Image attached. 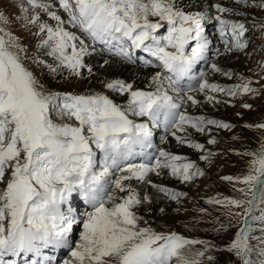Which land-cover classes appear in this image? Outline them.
Returning <instances> with one entry per match:
<instances>
[{
  "label": "snow or ice",
  "instance_id": "1",
  "mask_svg": "<svg viewBox=\"0 0 264 264\" xmlns=\"http://www.w3.org/2000/svg\"><path fill=\"white\" fill-rule=\"evenodd\" d=\"M56 2L67 13V21L51 10L52 3L27 0L32 9H41L56 22L55 26L39 23L42 37L39 47L48 49V55L58 62L57 66L48 65L53 73L58 67L68 69L73 76H81L86 67L92 72L84 63L88 45L66 30V23L128 63L133 62L135 50L146 53L158 63H145L160 71L151 76L152 90L148 91L134 89L131 83L120 79L107 82L109 90L127 94V104L123 106L100 94L45 91L21 62L18 53L24 49L12 34L0 28V264H16L14 260L6 262V256L40 257L49 247L69 249L70 259L63 264H203L201 258L210 250L207 242L140 226L142 217L133 209L150 200L148 196L141 199L130 182L150 184L170 199L178 200L182 193L152 183L150 174L160 176L167 169L182 182L204 175L186 157L162 148H156L158 155L153 157L147 150L155 147L153 128L161 125L178 144L201 153L205 152L204 144L177 133L192 128L208 134L209 126L232 129L229 123L181 111L188 102L193 106L200 103L191 92L203 93L207 102L217 104L221 101L209 93L229 97L258 94L257 89L250 87L252 81L243 77L242 83L224 87L210 83L206 72L194 75L196 66L208 56L210 42L204 34L205 21L217 22L225 52L243 51L247 47L243 38L248 29L244 22L227 19L226 14L245 13L220 3L213 5L217 13L214 17L207 12L190 13L177 6L176 0ZM234 3L264 10V0H234ZM21 11L28 10L21 5ZM39 21L40 16L33 15L28 23L35 25ZM7 23V17L0 12V24ZM258 27L264 30V23ZM165 28L166 35L158 34ZM13 48L18 51H11ZM211 68L228 78L233 75L216 64ZM184 81L189 82L186 89ZM242 107L251 109L252 105L244 103ZM53 113L60 122L53 119ZM131 117L146 120L137 122ZM255 127L264 130V123ZM161 141L167 142V138L161 137ZM207 143L216 144V140L211 138ZM95 150L103 154L99 171ZM212 155L208 152L200 159L210 161ZM240 155L250 157L247 174L222 179L234 186L242 185L235 190L243 198L225 197L207 202L227 209L242 225L223 251L232 254L238 264H264V146L259 153ZM136 156H145L146 162L133 163ZM77 189L91 206L82 220L76 218L71 208L62 210ZM76 225H82V231L78 242L73 243L70 236ZM230 226L231 223L221 224L217 231H227ZM197 244L204 245V250L191 257L187 255L184 249ZM44 260L51 264L50 258ZM207 260L213 261L214 257L208 255ZM32 264L39 261L34 259Z\"/></svg>",
  "mask_w": 264,
  "mask_h": 264
},
{
  "label": "rangeland",
  "instance_id": "2",
  "mask_svg": "<svg viewBox=\"0 0 264 264\" xmlns=\"http://www.w3.org/2000/svg\"><path fill=\"white\" fill-rule=\"evenodd\" d=\"M48 1L57 3L56 0ZM216 3H220L224 7L232 8L234 11L245 13L239 16H228L226 14V18L245 23L248 31L243 39L246 40L247 47L243 51H230L228 55L225 56L234 58L230 59L225 66H220L218 60L223 57V53L226 54V52L223 51V45L219 46L215 43L207 56L209 61H202L198 69L201 71L202 65L205 64L203 72L207 73L206 79L210 83L219 84L224 87H231L242 83L241 77H243L244 80H251L252 83L250 87L257 89L258 94L255 96L249 94L237 97H226V94L223 93H209L215 96L217 100L221 101L217 104L214 102H207L206 96L203 93H199L196 99L200 101V103L195 106L191 105V103L184 106L181 111H186L188 115L194 117L204 116L208 119L229 123L233 125V127L231 130H226L209 126L210 131L208 134L196 132L195 129L192 128H188L185 133H177L178 135L187 136L195 142L201 140V144L205 145L204 153L189 148L186 145L178 144L170 133L165 132L169 138L164 144H173L177 149H181L179 150L183 153L181 156L190 158L189 161L195 163V165L203 171L204 175L196 176L191 182H182L173 177L167 169L162 170L160 176H156L154 173L150 174L152 183L171 189L173 192L182 193L178 200L170 199L163 193L152 188L150 184L145 185L136 180L131 181L137 182L136 185L141 186L139 191L135 188L141 199H143L144 196L152 194L148 192L147 189L155 192L161 197L160 200H152L154 197V194H152L149 197L150 203L144 202L138 208L133 209V211H136L137 215L142 217L140 221V226L142 227H151L154 231L164 234L174 232L183 236L185 239L207 242L210 250L206 253L204 258H201L203 264H238L236 258L232 254L223 251V249L231 243L238 227L242 225L238 222L237 218L229 215L227 209L217 204H209L207 201L223 199L225 197L243 198L242 195L235 190L236 187H241L242 185L234 186L232 182L225 181L222 177H239L247 174L250 157L240 154L247 152L259 153L262 146H264V130L255 127L257 124L264 123V71H261V66L264 65V30H260L258 27L261 23H264V10L258 7L245 8L241 5H236L234 0H210L209 3L205 2L202 4L204 8L202 13L207 12L210 16L214 17L217 13H215L213 5ZM198 4L200 5V3ZM21 5L28 10L26 13L21 11ZM40 11L42 10L32 9L31 6L28 5L27 0H0V12H3L8 19V23L0 24V28L12 34V36L16 38V43L19 47L24 49V51L18 53L20 60L24 67L33 73L39 84L43 85V90L60 94H100L107 96L118 105H126L128 99L127 94L121 95L118 92L109 90L105 85H90L89 82H82L79 76L71 75L68 69L66 71V68L58 67L55 73L50 70L48 65L57 66L58 62L48 55L49 50H44L45 48L39 47L42 39L39 33V23H46L42 21V18L47 14L46 12L42 13ZM40 14H43L41 21L35 25L28 23V20H30L33 15ZM205 23L207 25L209 24L207 22ZM211 26L213 28H211ZM217 27V22L212 19V23L207 27V32L211 33V30L215 29V36L220 39ZM74 29L79 36L87 40L90 39L78 28ZM158 34L166 35V28L161 29ZM5 39H7V37H5ZM222 44H224V42H222ZM217 47L218 49L215 54L211 52ZM10 50L14 52L18 51L15 48ZM213 54L215 58L211 57ZM215 59H217V61ZM141 60L154 62V58L138 50L137 63H141ZM38 61H43V63H38ZM212 64H216L223 72H231L233 74L232 77L228 78L219 72H213L211 68ZM82 70H84L86 74H90L86 68ZM107 73L108 72H105V74ZM46 78L53 82L55 90H50L51 87L46 83ZM120 80L127 83L125 79ZM146 81L147 82L143 80L139 81V90H152L149 88L151 80ZM244 103L252 105L251 109L243 108L242 105ZM131 118L136 119L137 122L146 120V118ZM53 119L60 122L55 113H53ZM245 125H251L252 127H245ZM211 138L216 140V144L207 143L208 139ZM156 147L160 148V144L156 143ZM95 151L99 153V150ZM147 152L151 153L150 149H148ZM208 152L214 153L210 161L201 160L200 156ZM173 183H175L176 186H174ZM178 188H181V190ZM122 194L126 195V193H118V195L121 196ZM232 211L236 210L233 209ZM77 214L81 216L80 211H78ZM144 221H147V224H145ZM230 223L232 226L227 227V231H217L221 224L228 226ZM255 234L256 233H254V235ZM198 250H204V245H189L184 249L186 254L190 257ZM208 255L213 256L214 260L208 261Z\"/></svg>",
  "mask_w": 264,
  "mask_h": 264
},
{
  "label": "bare ground",
  "instance_id": "3",
  "mask_svg": "<svg viewBox=\"0 0 264 264\" xmlns=\"http://www.w3.org/2000/svg\"><path fill=\"white\" fill-rule=\"evenodd\" d=\"M43 2L44 3H52L53 4V7H52L51 10L57 11L58 14L61 15V17L65 21H67L66 20L67 13H65L62 9H59L58 3H54V1L51 2V1H48V0L43 1ZM205 2L209 3L210 0H176L177 6L183 8V9L191 10V11H193L192 8H195L198 3L203 4ZM40 12L44 13V11H40ZM42 15L43 14H40L39 15L40 16V21H41ZM228 16H230V15H228ZM44 18H42V21L48 23L50 26H55V23L56 22L55 21H52L49 18L48 14L44 15ZM211 23H212V21H211ZM65 28L68 31L72 30L71 27L67 23L65 24ZM204 34L210 40L209 47L210 46L212 47V41L213 40H215V43H217L218 45L221 44V42H223L221 36H219L220 37V40H221V42H219L218 39H217L218 37H216L215 34L207 33L206 31H205ZM221 45H223L224 46V49H225V44H221ZM89 48L90 47H88L89 54L84 57V63L88 67H91L92 68V72L90 74H86L85 71L82 70L81 76H79V78L81 79L82 82H89L90 85H97V84H99V85H106L107 82H110L112 80L125 79L127 81V83H131L133 85L134 89H139L140 88V87H138L139 86L138 84H140L139 81L140 80H143V81L147 82L146 80H151V76L154 74V72L151 71V70H148V69L147 70H137L135 67H130V66H128V65H126V64L118 61V60L107 58L104 55H102V54L94 51L95 48H91V49H89ZM44 50H48V49L45 48ZM225 55H228V52H226V54H224V56L221 57L218 60V63H219L220 66H225V64L230 59H233L234 58V57L228 58ZM234 56H236V55H234ZM105 60L108 61L107 64L104 63ZM215 60L217 61V59H215ZM66 71H67V69H66ZM105 72H108V73L105 74ZM115 73H117V74H115ZM213 82H215V81H213ZM46 83L48 84V86L51 87L50 90H55L54 89L53 82H51L47 78H46ZM191 95H195V94L193 92H191ZM185 99H186V97H185ZM159 132H160L159 131V127L153 128V141L155 140L157 142V139L161 140V137L163 136V134H159L158 135ZM197 142L198 143H201L202 141L199 140ZM162 147L165 148L166 150H169V151L173 152L176 155H182L183 154L182 152L179 151L181 149H177L176 147L173 146V144H167V145L166 144H163ZM102 160H103V154L100 153V152L99 153L96 152V170L97 171H99L100 164H101ZM132 162L133 163H141V159L139 160V159H135L134 158V160ZM113 178H114V176H113ZM130 183H131V185H132L133 188H136L137 191H139L141 189V186L140 185H136L137 182H130ZM144 184L146 185V183H144ZM173 184L175 185V183H173ZM178 189L181 190V188H178ZM147 191L148 192H151L152 194H154V197H153L152 200H155V199L156 200H160L161 197H159L158 194H156L155 192H152L151 190H148V189H147ZM152 194L147 195V196L150 197ZM155 195H157V196H155ZM122 196H123V194H122ZM68 208H71L73 210V214L79 220L84 219L85 218V213L87 211H90L91 210V206L84 200V198L81 196L80 191L78 189L75 190V191H73V193L71 194V196H69L68 201L64 205H62V210L67 211ZM78 209L80 210V215L81 216H79L77 214L78 213L77 212ZM81 231H82V225H76V226H74V231H73V233L70 236V240L73 243L78 242V240H79V234H80ZM57 250L61 251L60 257H64V259L62 260V264H63L64 260L70 259V254H69V249L68 248H61V249H57ZM44 251H47V253L44 254L43 253ZM43 252H42V256L43 257H49L51 255V251L48 248L44 249ZM28 255H30V256L28 257ZM32 256H33V254H27V255L21 254V257L22 258H26V260H28ZM15 258L16 257H13V259H15ZM4 259H5V257H4ZM57 264H60V263L57 262Z\"/></svg>",
  "mask_w": 264,
  "mask_h": 264
}]
</instances>
